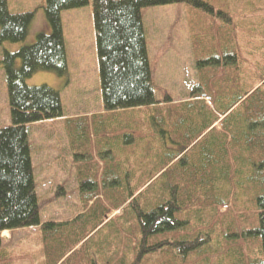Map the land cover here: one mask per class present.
I'll list each match as a JSON object with an SVG mask.
<instances>
[{
	"label": "rangeland",
	"instance_id": "374dc122",
	"mask_svg": "<svg viewBox=\"0 0 264 264\" xmlns=\"http://www.w3.org/2000/svg\"><path fill=\"white\" fill-rule=\"evenodd\" d=\"M32 1L36 0H28L15 9H31L34 16L43 11L46 15L43 8L46 0L36 6ZM203 1L213 10L188 3L149 6L142 10L156 95L162 105L168 104L166 97L171 95L168 105H180L177 108L152 113L123 111L109 113L104 118L94 115L102 102L98 66L91 61L83 68H87L86 73L67 78L68 85L59 84L62 78L54 71H39L27 80L30 85L47 84L60 90L66 116L74 112L90 115L88 121L64 118L30 126L29 141L43 223L2 232L0 264H259L264 259L262 237L256 233L259 226L257 198L264 195L263 177L251 168L240 170L243 157L239 143L247 139L239 132L236 133L239 141H234L236 152H232L233 142L231 144L229 138L230 159L225 156L226 135L222 128L232 132L235 116V120L239 121L238 117L243 120L255 103H264V0ZM90 7L63 13L65 31L69 28L70 35L73 31L79 32L77 42L79 39L88 59L96 48ZM74 12L81 13L75 18L79 28L69 22L76 15ZM39 33L41 31L31 32V41L34 42ZM5 45H9L10 51H16L24 42H5ZM4 48L0 45V59ZM166 52H171V56L166 57ZM230 56H235L237 61L234 63ZM215 77L217 80H213ZM223 77H238L234 96L262 82L256 87L260 89L235 110L226 124L217 122L211 130L213 127L205 128L208 119L213 117L207 105L218 108L221 99L213 90L217 89V81L224 82ZM5 85L6 77L0 65L1 98ZM197 86H201L198 94L205 97L183 104L190 101ZM231 100L232 97L225 99L227 104ZM7 112L10 116L9 101ZM5 113L3 106L1 114ZM152 114L159 119L178 117L171 126L159 124L153 137L157 141L159 129H168L169 133L161 134L169 140L161 143H179L182 137L187 140V154L173 162L166 175L152 180L155 182L148 184L143 194L132 196L134 188L126 186L125 193L115 187L126 185L127 179L110 174L111 165L120 164L122 151L123 155L127 154L125 146L121 149L120 145L122 133L115 129L123 127L125 132H132L130 126L136 121L138 125L131 129L139 133L146 131L151 121L148 116ZM260 119L261 116L256 118ZM255 134L260 135L259 130ZM217 138L219 143L209 149V143ZM111 149L113 157L107 153ZM132 149L137 152L136 146L129 148ZM216 156L219 166L213 164ZM226 161L231 165L227 166ZM226 171L231 175H226ZM177 173L178 180L172 181L171 177ZM165 179L169 180L167 186L163 183ZM175 182L178 186L181 184L180 191L171 195L169 185ZM158 187L164 188L165 193H154ZM172 198L179 200L175 215L182 226L158 236L171 240L172 246L142 252L141 247H137L141 245L142 235L135 239L138 234H132L133 224H140L139 210L146 205L156 207L155 204L164 199V203L172 202ZM137 205L141 208L137 209ZM116 207L119 209L113 211ZM56 219H61V223ZM44 224L47 226L43 227ZM181 234L186 235L192 245L187 244ZM177 237L179 239L174 240ZM139 252L142 253L140 260Z\"/></svg>",
	"mask_w": 264,
	"mask_h": 264
},
{
	"label": "trees",
	"instance_id": "16d2710c",
	"mask_svg": "<svg viewBox=\"0 0 264 264\" xmlns=\"http://www.w3.org/2000/svg\"><path fill=\"white\" fill-rule=\"evenodd\" d=\"M177 3H188L198 8L213 10L203 0H93L92 10L100 84L103 105L106 111L129 112L140 107L154 106L152 110L158 112L164 108L169 109L180 106H175V104L165 106L167 103L162 105L161 100L156 95L142 14L145 7ZM89 4L90 0H46L45 12L51 32L39 34L34 43L23 45L17 51L5 49L3 52L0 64L6 77L11 124L0 127V245L2 244L1 234L4 231L41 225L42 219L29 141L30 126L38 122L60 119L65 115L63 101L58 89L47 84L30 85L27 80L39 71H54L59 76H65L68 73L62 14L66 10L81 8ZM33 16L34 13L29 11L13 13L9 9L8 0H0V45L5 42H25ZM235 58L233 56L231 59L234 63L237 61ZM217 78L215 77L213 80H217ZM223 78L224 82L221 84L217 81V89L213 90L216 93L215 95L218 94L217 97L221 99L217 104L218 108L215 105L214 107L207 105L208 112L213 113V117L208 119L205 126L208 129L217 122L218 125L226 124L235 110L244 105L260 89L256 87L264 80L263 78L250 90L234 96L238 77ZM200 87L194 88L190 101L187 100L182 103H195L202 100L205 96L197 92ZM231 97L232 100L227 104L225 99ZM166 99L170 104L172 96L167 94ZM259 106L261 107L260 110ZM260 116L261 119L256 120ZM153 117L155 119L151 127L155 126V128L159 124L164 127L171 126L178 120L176 116L170 119L162 116L159 119L158 115ZM236 117H234L232 132L222 126L226 135V137L224 136L226 141L225 156L229 158L231 154V150L227 147L228 139L230 138L229 142L231 144L233 142L232 152H236L234 141H239L236 138V133L239 132L245 136L247 140L241 139L239 143V152L243 157L240 162V170L242 167L244 169L251 168L263 177L261 181L263 182L264 103H255L253 108L244 115L245 119L242 120L238 117L239 121H237L235 120ZM242 123H244L243 127ZM214 129L215 127L211 130ZM256 130H259L260 135L255 134ZM185 134L186 132L182 136ZM180 139L178 140L180 141L178 144L181 145L180 152H185L187 140H183L182 137ZM216 142L219 143V138L209 143V149ZM178 155L170 156L171 160L175 156L178 161L184 156ZM218 161L219 158L216 156L213 164L218 163L219 166ZM226 165L231 164L226 161ZM171 167L170 165L164 171L162 169L154 172L146 170L144 179L128 178V188L140 189L139 194H143L146 189L142 188L144 185L153 184L155 181L152 180L166 175ZM149 173L150 176L148 177L147 174ZM225 174L229 176L231 172L226 171ZM178 176L179 173L172 176V181L178 180ZM116 181L115 183H118ZM168 181V179H165L163 182L165 186L169 184ZM169 187L174 189L181 187V184L178 186L175 182ZM131 193L132 196L136 194L135 192ZM172 199H174L172 202L166 200L167 203H164L165 199L161 200L158 204H155L156 207L146 205L145 209L137 205V209L141 208L138 213L140 224H133L132 234H138V236H134L135 239L142 235L141 245L137 246L138 248L141 247L142 252H151L159 248L164 249L172 246L171 240H163V238L159 239L158 237L159 235H165L167 230H178V227L182 226L181 221L176 220L174 213L176 208H179L177 207L179 200ZM174 203H176V206H174ZM124 204L126 206L127 202H124ZM118 207L114 208L113 211L119 209ZM257 207L259 226L256 233L262 237L264 251V195L257 198ZM110 213L112 211L108 214ZM45 226L47 224L43 225V227ZM182 237L185 238L187 244L192 245V242L186 240V236L182 234ZM177 239L179 237L174 240ZM165 243L167 244L165 245ZM141 256L142 253L139 252V260ZM259 264H264V259Z\"/></svg>",
	"mask_w": 264,
	"mask_h": 264
},
{
	"label": "crops",
	"instance_id": "0c3cea01",
	"mask_svg": "<svg viewBox=\"0 0 264 264\" xmlns=\"http://www.w3.org/2000/svg\"><path fill=\"white\" fill-rule=\"evenodd\" d=\"M13 1L15 3L11 2V0H8L9 9L11 12H13V13H22V12H28V11L32 12L31 9L22 10V11L18 10L19 8L15 9V7L23 6L24 3L27 2L28 0L27 1L26 0H13ZM92 2H93V0H90V4L88 5V6H91L90 7L91 9H88V11L91 13V15H93V13H92L93 12ZM39 3L44 4L43 0L32 1V4L34 6H36ZM45 6H46V2H45V5H43L44 9H45ZM31 7H33V6H31ZM74 13L76 15L74 17H71L69 22L72 21L73 27L79 28V26L76 25L77 20H75V18L79 17L81 15V13L80 12L79 13L74 12ZM62 19H63V14H62ZM90 21H91V17H90ZM63 28H64V38H65V44H66V51H67L68 73L65 76H59L62 79H60L58 81V83L62 84V85L63 84L68 85V82H69V81H67L68 77H71V76L72 77H78L81 75V73H83V74L86 73L87 68L85 70H83V68L90 61H91V63L94 62L95 64H97V66H98V77H100L97 47L95 48V52H94L91 59L85 58V53L82 51L81 46L79 45L80 40L78 39V42H77V37H79V32L75 33L73 31L72 35H70V31H68L69 28H67V32H66L64 19H63ZM37 31H41V33H50L51 32V27L47 21L46 15L44 14L43 11H41L39 13L36 12L32 22L30 24L28 37H27L26 41L24 42V45L25 44L26 45L32 44L35 42V41L34 42L31 41L30 33L32 32L35 34ZM41 33H39V34H41ZM68 35H70V38ZM95 40H96V33H95ZM162 44L164 45L165 43H162ZM1 46H5L4 49H11L9 47V45H5V43ZM171 50H173V49H171ZM171 54H172L171 52L164 53V55L166 57H170ZM0 61H1V59H0ZM100 89H101V84H100ZM3 90H4V97L1 98V96H0V127H5V126H8L11 124L10 116L8 115V112H7V109H8L7 85H5ZM100 93H101V102H102L101 107L99 108L97 114H94V115L104 118L105 115H107L109 113H111V114L117 113L115 111H109L108 112L105 110L104 105H103L102 90ZM3 106H4V109L6 110V113L4 115L1 114V108ZM167 106H169V105L167 104ZM153 108H154V106L153 107L152 106L140 107V108L136 109L135 111L146 110V112L152 113ZM131 111H134V110H131ZM131 111H129V112H131ZM89 115H90V113H87V112H85V113L74 112V113L69 114L67 116L64 115L63 118H60L58 120H61L64 118H67L68 120H78L81 118H86L88 121L89 119L87 117ZM153 116H154L153 114L148 116V118L151 120V121H149V124H148L149 127L152 126L153 121L155 119ZM92 121L93 120H91V123H92ZM135 122H133V124L130 126V130L132 132H125L123 127L119 128V129H117V128L115 129L112 126H108V129H115L119 132V134L122 133L123 137H121V142H120L121 149H122V146H125L126 150L124 152H127V154L123 155V151H122L121 155H119L121 157L120 164L111 165L110 174L112 177H114V178H125V179H128V178L144 179V177L146 176V170L154 172V171H158L159 169L160 170L162 169V171H164L166 168H168L173 163V161H176L175 156L172 158V160H171L170 156L177 155V154H179L178 156H181V155L183 156V155L187 154V149L185 150V152L184 151L180 152L181 145H179L178 143L172 142V141L171 142L168 141V143H163L164 144V147H163V144L161 143V141L165 142L166 140H169V139L167 137L163 138V135L161 133H165V134L169 133L168 129L164 130V131L159 129V131H158L159 137H158L157 141H155V139L153 137V135L156 133V129H157V128H155V126H154L153 130H151V128H149L148 130L139 133V132H136L134 129H131V128L135 127L136 125H138V123H135ZM87 124H88V122H87ZM88 128H89V124H88ZM123 133H125V134H123ZM129 134L132 137L131 139H129ZM124 137H125V140H124ZM129 141H131V142H129ZM135 146L137 147V152L133 149H132V151L129 150V148L135 147ZM176 146H177V148H176ZM163 151H164V154L162 155ZM176 152H177V154H176ZM107 153L110 157L114 156L112 149L107 150ZM124 157H125V159H124ZM147 176L149 177L150 173L147 174ZM156 176H154V177H156ZM147 185L148 184L144 185L142 188L147 189L149 187V186L147 187ZM126 186H128V184H126L124 186H115V187L120 188V192H123V191L125 192ZM123 188H124V190H123ZM177 188H179L177 191H175L174 189H170L169 193L178 194L180 191V187H177ZM134 192L136 194H138L141 192V190L138 189V190H135ZM154 193H157V194L158 193L159 194L165 193V189L162 187H158L157 189H155ZM178 209L179 208H176V210H178ZM174 213H176V212H174ZM56 221L61 223V219H56ZM8 232L10 233V231H8ZM180 236L182 237V234ZM183 236H186V235L183 234Z\"/></svg>",
	"mask_w": 264,
	"mask_h": 264
}]
</instances>
